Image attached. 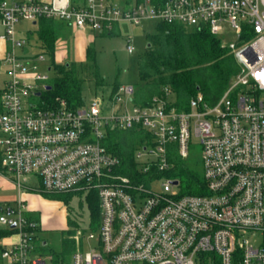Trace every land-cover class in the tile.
I'll use <instances>...</instances> for the list:
<instances>
[{"label": "built area", "instance_id": "built-area-1", "mask_svg": "<svg viewBox=\"0 0 264 264\" xmlns=\"http://www.w3.org/2000/svg\"><path fill=\"white\" fill-rule=\"evenodd\" d=\"M43 17L102 34L120 21L207 27L240 69L217 100L199 91L186 106L169 88L135 102L132 83L82 105L46 106L32 100L50 79L41 70L45 53L32 52L18 31L20 22ZM0 28L7 43L0 68L8 74L0 174L9 173L17 190L15 201H0V224L12 230L0 240V264H48L26 191L98 195L97 232L76 231L71 260L50 254L52 264H264V0H0ZM126 49L135 51L130 35ZM116 128L140 132L133 164L106 145ZM193 134L205 193L175 188L182 184L176 163L189 157ZM11 236L17 241H4Z\"/></svg>", "mask_w": 264, "mask_h": 264}, {"label": "trees", "instance_id": "trees-1", "mask_svg": "<svg viewBox=\"0 0 264 264\" xmlns=\"http://www.w3.org/2000/svg\"><path fill=\"white\" fill-rule=\"evenodd\" d=\"M55 21L54 18L46 17L39 21L38 34L42 48L51 58L50 65L59 69V73L48 81L47 86L50 88L42 91L39 97L46 106L56 105L60 101H65L71 106L82 105L86 100L83 96L84 80L79 77L76 67L79 63L55 61L58 32ZM116 31L115 25L111 33L107 34ZM149 42L151 46L138 61L140 82L134 84L135 99L143 104L149 103L155 96H162L167 88L175 94L176 103L180 106H186L199 91L206 98L217 100L240 69L230 48L221 37L212 33L207 27L189 28L180 23L160 22L156 26V31L150 35ZM90 50L91 48L88 47L87 60L93 61ZM97 83L100 84L99 81ZM118 86L119 84L115 85L113 91ZM140 140V132L116 128L110 130L106 145L124 162L133 164L134 147ZM174 175L184 182L186 192H206L203 179L182 160H177ZM86 197L91 210L92 223L99 224L98 195L96 192H90ZM72 226L74 227L73 224ZM11 231L0 228V240ZM69 232L72 234L75 229H69ZM74 246V239L65 238L61 253L73 250ZM2 249L0 243V252ZM60 255L59 252L54 254L55 259H59Z\"/></svg>", "mask_w": 264, "mask_h": 264}, {"label": "rangeland", "instance_id": "rangeland-1", "mask_svg": "<svg viewBox=\"0 0 264 264\" xmlns=\"http://www.w3.org/2000/svg\"><path fill=\"white\" fill-rule=\"evenodd\" d=\"M159 23L156 19L145 21L141 25L120 21L118 30L115 33L102 34L96 32L94 33L93 41L88 39V45L91 48L90 57H92L93 61L86 60L83 63L78 62L79 65H76L79 77L84 80L83 96L87 103L96 95H106L105 97L108 98V95L117 84H135L140 82L138 61L139 58L146 54L149 47L148 43H150L149 37L156 31V26ZM18 27L22 31V36H26L29 39L28 45L32 48V52L41 51L38 26L28 21H22ZM128 35L133 37L135 46L133 53H129L126 49V37ZM231 38H233L232 33L229 35V39ZM58 44L59 42H56V46ZM59 48L63 49V55H67V57L60 59L58 63L72 62L70 57H73V45H71L70 41L64 39V43L59 44ZM41 70L48 73L50 78L59 73V69L55 66L49 68V65H42ZM2 78V75H0V84ZM44 90L42 88V91ZM32 100L42 103L39 96L33 97ZM135 102H137L136 99ZM189 154V157L182 159V161L195 170L203 179L202 145L199 137L195 136V134L192 135L190 140ZM27 184H33V181H29ZM175 188L185 192L184 182L182 181V184ZM14 194L15 191L0 187V200L2 203L15 201V199H11ZM50 194L37 193L38 203L33 211V216L40 223V236L47 242L44 246L38 248L37 251L44 255L48 264H52L49 255H54L58 252L61 254L59 259L71 260L74 249L61 253L65 238L72 239L71 235L76 231V234L79 233V230L86 231V225H90L89 227L92 231L97 232L98 230V223H92L91 210L85 193ZM0 228H3L2 224H0ZM73 228L75 232L71 234L69 229ZM17 239L18 237L14 236L15 242ZM257 239L261 242L263 240L260 236ZM85 246V249L88 250L89 245L85 244Z\"/></svg>", "mask_w": 264, "mask_h": 264}, {"label": "crops", "instance_id": "crops-1", "mask_svg": "<svg viewBox=\"0 0 264 264\" xmlns=\"http://www.w3.org/2000/svg\"><path fill=\"white\" fill-rule=\"evenodd\" d=\"M55 24H56V28H57V42H59V44L61 45L62 43H64V39H68L71 43V45H73V57H70L72 61H76V62H85L88 59V39L90 41L94 40V31L91 30H81L76 28L73 24L66 22L64 20H60V19H55ZM40 21V20H39ZM39 21L37 23H33L34 25L39 27ZM116 29L118 30V25H116ZM18 31H19V35L22 36V31L19 30L18 27ZM0 32H1V28H0ZM63 41H62V40ZM40 40V38H39ZM40 50L45 53V61L44 63H42L41 65H49V68L51 67V58L46 54L45 50L42 48V41L40 40ZM59 44L57 45L56 48V52H55V60L58 62L60 59L67 57V55H63V49L59 48ZM35 45L37 46V44L35 43ZM30 50L32 49L29 46ZM6 50H7V43L6 41H4L3 39L0 38V65L2 64V59L4 58L5 54H6ZM32 51V50H31ZM0 75H2V82L0 84V94L3 91V89L5 88L6 82L8 80V74L6 73V70L4 69L3 66H1L0 68ZM33 181V179H32ZM0 187H3L4 189L7 190H13L15 191V194L13 196V198L11 199H16L17 198V190L15 187V183L12 179V176L7 173L4 172L2 174H0ZM37 193L34 192H30V191H26L24 193V199L29 207V209L31 211H34L36 204L38 203V198H37ZM16 196V197H15ZM1 201V200H0ZM14 240V236L8 237L6 238L4 241H8V240ZM45 243L46 240H45Z\"/></svg>", "mask_w": 264, "mask_h": 264}, {"label": "water", "instance_id": "water-1", "mask_svg": "<svg viewBox=\"0 0 264 264\" xmlns=\"http://www.w3.org/2000/svg\"><path fill=\"white\" fill-rule=\"evenodd\" d=\"M148 46H150V43H148ZM25 50L27 51V50H28V48L26 47V48H25ZM46 88H47V89H49V88H50V86H47ZM38 94L40 95V92H39ZM175 183H177V181H175Z\"/></svg>", "mask_w": 264, "mask_h": 264}]
</instances>
